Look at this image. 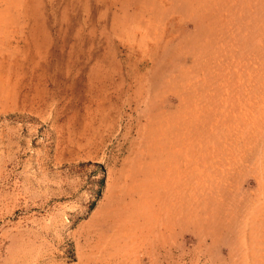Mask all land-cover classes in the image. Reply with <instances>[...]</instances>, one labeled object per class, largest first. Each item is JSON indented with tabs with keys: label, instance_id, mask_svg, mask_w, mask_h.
Masks as SVG:
<instances>
[{
	"label": "rangeland",
	"instance_id": "rangeland-1",
	"mask_svg": "<svg viewBox=\"0 0 264 264\" xmlns=\"http://www.w3.org/2000/svg\"><path fill=\"white\" fill-rule=\"evenodd\" d=\"M0 264H264V0H0Z\"/></svg>",
	"mask_w": 264,
	"mask_h": 264
}]
</instances>
